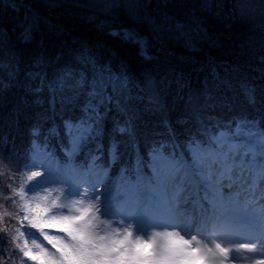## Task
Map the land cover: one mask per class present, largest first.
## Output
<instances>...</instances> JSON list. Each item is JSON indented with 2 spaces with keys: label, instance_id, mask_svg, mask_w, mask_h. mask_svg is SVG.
<instances>
[{
  "label": "trees",
  "instance_id": "1",
  "mask_svg": "<svg viewBox=\"0 0 264 264\" xmlns=\"http://www.w3.org/2000/svg\"><path fill=\"white\" fill-rule=\"evenodd\" d=\"M85 77L112 99L103 135L88 139L80 126L66 134L64 121L81 112L61 102ZM128 116L136 118L142 153L153 139L169 141L165 151L175 147L165 121L180 133V148L186 130L201 127L202 143L217 134L261 140L264 0H0V264H35L20 247L27 239L38 252L32 241H43L22 207L35 206L48 170H62L70 190L98 185L99 194L118 196L126 183L142 188L148 175L152 197L167 200L160 190L175 180L156 179L147 156L139 161L114 131ZM32 171L41 175L28 180Z\"/></svg>",
  "mask_w": 264,
  "mask_h": 264
},
{
  "label": "snow or ice",
  "instance_id": "2",
  "mask_svg": "<svg viewBox=\"0 0 264 264\" xmlns=\"http://www.w3.org/2000/svg\"><path fill=\"white\" fill-rule=\"evenodd\" d=\"M74 88L77 91H74L72 96L63 97L61 102L79 107L81 116L75 121H64L66 134L80 126L83 129L82 139H88L93 134L102 136L103 121L110 110L107 105L112 103V99L102 95L87 77L77 81ZM84 90H87L86 100L79 104V95ZM249 103L254 104L255 98H250ZM101 107L105 108L103 113L100 111ZM177 123L183 127L188 124V120L184 119ZM164 124L175 147L165 151V148L170 147L169 141L153 139L145 141L143 153L134 116H128L126 120L114 125L117 135L126 136L131 141V147L139 161L142 162L145 155L147 156L151 174L162 183L177 178L211 179L213 176L231 178L234 172L242 175L254 162L247 150H241L239 140L219 139L217 134L216 137L210 138V143H202L199 137L206 133L207 129L204 127L194 131L186 130L185 147L180 148L181 142L178 138L180 133L167 121ZM236 127H242V124H237ZM261 131L264 132V129ZM261 141L264 143V136L261 137ZM113 144L118 146V141H113ZM258 163L264 164V156L259 157ZM40 175V172L32 171L27 179L33 180ZM18 195L23 199L26 193L21 189ZM93 199H96V196H93ZM58 207L63 206L57 205L55 200L51 201L50 205L36 203L33 207L25 203L22 207V211L25 212L23 221H27L30 228L36 230L43 241V243H36L34 239L32 241L35 248L39 249L38 252H33L29 248L27 239L24 240L22 247L18 246L23 256L35 264H227L232 251H256L254 243H241L233 249L224 247L215 240L211 241V244L202 243L196 240V236L185 239L178 232L170 231H156L147 238L136 235L134 239L133 231L128 227L123 229V235L118 228L111 234L107 232L102 234L95 223L96 216L91 214L92 207L77 208V214L71 216L56 215L53 209ZM56 233L66 238H61V235ZM23 236L24 233L21 232L20 237ZM193 241L196 243L193 244ZM48 246L54 251H50ZM254 264H264V259L256 260Z\"/></svg>",
  "mask_w": 264,
  "mask_h": 264
},
{
  "label": "rangeland",
  "instance_id": "3",
  "mask_svg": "<svg viewBox=\"0 0 264 264\" xmlns=\"http://www.w3.org/2000/svg\"><path fill=\"white\" fill-rule=\"evenodd\" d=\"M245 136V142H241L239 146L241 150H247L251 154L254 162L246 170L252 172L256 167L252 176L259 185L264 176V164H259L258 160L259 157L264 156V148L258 134L252 137ZM62 172L57 169L52 174L48 170L46 176L49 181L46 188L35 196L36 203L41 205L55 200L57 205L63 206L53 210L58 216H71L77 214V208L92 207L91 214L96 216L95 223L102 234L107 230L111 234L118 228L123 235V229L128 227L133 231V239L136 235L147 238L156 231H170L178 232L185 239L196 236L197 241L209 244L212 240L206 236L204 229L213 224L211 228L220 235L218 243L224 247L235 249L236 245L241 243L256 244L255 252L246 250L230 252L227 264H254L256 260L264 259V223H262L264 212L253 206L257 202L246 200L243 194H236L233 188L225 185L220 187L217 183V180L221 179L220 176H213L208 181L178 178L171 182L169 187L160 190L162 191L160 195L167 198L162 200L152 197L148 189L150 181L148 175L143 179L142 188L132 190L130 184L126 183L121 191L124 196H118L108 191L103 195L99 194L101 188L99 189L98 185L80 187L76 191L70 190L58 177ZM97 193L99 195H96ZM261 193L258 192L256 196H263ZM93 196H96V199H93ZM151 197L154 198L153 205L150 204ZM217 198H221L224 205L220 211L215 207V214L211 216L209 214L211 201ZM102 217L103 224H101ZM210 218L213 219L211 222ZM240 221L248 223L245 235L241 239L232 240L231 233H235L236 225ZM224 232L227 233L223 235ZM145 233L147 235H144ZM56 234L66 238L62 234ZM195 243L196 241H193V244Z\"/></svg>",
  "mask_w": 264,
  "mask_h": 264
},
{
  "label": "bare ground",
  "instance_id": "4",
  "mask_svg": "<svg viewBox=\"0 0 264 264\" xmlns=\"http://www.w3.org/2000/svg\"><path fill=\"white\" fill-rule=\"evenodd\" d=\"M236 173H238L236 175ZM234 172L232 173V180L236 183V182H239L240 185H243L245 186V188H248L250 186H253L254 185V180L250 177V176H247L245 174H240L239 172ZM237 179V180H235ZM260 191H264V176H263V180H261V184H260ZM260 202L258 201L257 203V206L259 207H263V204H264V199H259Z\"/></svg>",
  "mask_w": 264,
  "mask_h": 264
}]
</instances>
